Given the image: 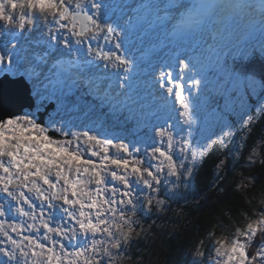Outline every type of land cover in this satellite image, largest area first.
<instances>
[{"label": "snow or ice", "instance_id": "obj_1", "mask_svg": "<svg viewBox=\"0 0 264 264\" xmlns=\"http://www.w3.org/2000/svg\"><path fill=\"white\" fill-rule=\"evenodd\" d=\"M254 51L264 0H0V81L30 95L0 107V264H125L212 151L217 188L264 166V80L225 62ZM193 264H264V206Z\"/></svg>", "mask_w": 264, "mask_h": 264}, {"label": "trees", "instance_id": "obj_2", "mask_svg": "<svg viewBox=\"0 0 264 264\" xmlns=\"http://www.w3.org/2000/svg\"><path fill=\"white\" fill-rule=\"evenodd\" d=\"M226 64L242 75L251 74L264 80V56L258 52L254 51L247 60L239 58ZM262 135L264 120L256 125L249 144ZM222 155L219 149L212 151L199 168L190 187L193 201L169 202L168 211L174 206L176 208L173 215L174 231L168 236L156 260L150 255L154 252L152 239L156 231L168 229V219L164 218L166 211L163 214L154 211L140 214L145 234L133 241L130 248L133 259L127 264H193L194 257L191 254L194 253V245L205 238L209 231L216 235L227 234L236 222L243 224L246 214H250L253 208L264 206V166L258 163L249 170L244 156L239 161L229 160L226 169L220 172L222 180L219 188L214 186L215 165ZM250 175L257 177L253 185H247L241 179ZM238 184L241 185L239 189Z\"/></svg>", "mask_w": 264, "mask_h": 264}, {"label": "water", "instance_id": "obj_3", "mask_svg": "<svg viewBox=\"0 0 264 264\" xmlns=\"http://www.w3.org/2000/svg\"><path fill=\"white\" fill-rule=\"evenodd\" d=\"M30 102V95L21 85L10 80L0 81V107L15 111L26 108Z\"/></svg>", "mask_w": 264, "mask_h": 264}, {"label": "rangeland", "instance_id": "obj_4", "mask_svg": "<svg viewBox=\"0 0 264 264\" xmlns=\"http://www.w3.org/2000/svg\"><path fill=\"white\" fill-rule=\"evenodd\" d=\"M228 60H235L231 57L226 58V63H228ZM183 191V189H182ZM192 192L190 190V188L187 190L186 195L183 197H176L174 200H171L172 202L178 201V202H186V201H191L192 200ZM193 201V200H192ZM170 202V201H169ZM154 212H156L155 210H153ZM176 211L175 206L172 207L169 211L168 209L165 212L164 218L165 220L168 219V221H166L167 223V227L168 229H161L159 231H156L155 235L153 236L152 239V244L154 245V252H151V256H153V258H158L161 254V250L163 247H165V244L167 243V238L168 236H170V234L172 233V231H174V226H175V222H173V215ZM163 214V212H161ZM171 219V221H170ZM170 228V229H169ZM167 230V231H166ZM155 232V231H154ZM196 245V244H195ZM194 245V247H195ZM192 257H194V253L191 254ZM192 260V259H191ZM128 262L126 261L125 264H127ZM193 263V262H192Z\"/></svg>", "mask_w": 264, "mask_h": 264}]
</instances>
